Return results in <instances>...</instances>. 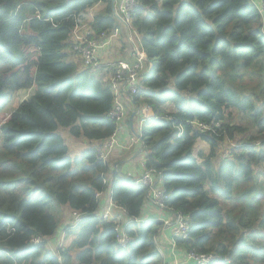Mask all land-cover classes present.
Here are the masks:
<instances>
[{
	"label": "trees",
	"instance_id": "trees-1",
	"mask_svg": "<svg viewBox=\"0 0 264 264\" xmlns=\"http://www.w3.org/2000/svg\"><path fill=\"white\" fill-rule=\"evenodd\" d=\"M137 1L131 26L153 67L133 102L158 115L141 131L142 157L165 205L189 220L176 246L230 261L210 264H264V10L251 0ZM110 2L0 0V264H161L160 221L127 225L122 248L113 224L96 218L106 193L130 218L159 211L147 187L116 175L91 143L114 130L112 92L109 78L78 67L72 30L95 6L93 35L118 25ZM232 109L252 133L230 122ZM81 140L89 144L70 148ZM197 140L206 150L195 156ZM65 210L86 216L64 231L68 245L49 248Z\"/></svg>",
	"mask_w": 264,
	"mask_h": 264
},
{
	"label": "built area",
	"instance_id": "built-area-1",
	"mask_svg": "<svg viewBox=\"0 0 264 264\" xmlns=\"http://www.w3.org/2000/svg\"><path fill=\"white\" fill-rule=\"evenodd\" d=\"M256 5L259 11L264 10V0H251ZM139 6L137 0H116L115 10L119 17L117 19L118 25L115 27L102 31L98 35H93V31H80V26L73 28V51L79 57L81 64L89 69L104 67L108 70L109 85L112 92V104L108 111V115L113 119L115 127L109 137L95 143V149L99 160L107 163L108 158L116 148L122 150L132 149L133 145L140 142L137 135L141 136V131L144 125L150 120H156L158 115L154 114L151 109L144 104H136V114L133 118V129L130 131H123L124 124L128 117L125 98L134 97L140 91V81L144 78V63L147 60L144 50L134 41L132 33L137 38L138 35L131 26L132 15ZM121 27H126L129 30L127 36L128 44H130L131 53L130 60L123 58L116 60H107L103 62L101 51L108 49L111 51L115 39L121 35ZM132 30V31H131ZM91 36V37H90ZM90 37V38H89ZM145 73V74H144ZM193 127L200 130L210 129L211 126L191 122ZM182 128L177 127V136L181 135ZM223 157H229V152H225ZM107 177H103L105 184ZM131 185H142L147 187L146 199L148 203H152L159 211L168 212L169 217H162L161 231L163 229H170V241L173 246H176L175 240L177 238H187L190 232V223L187 216L174 212L165 205L167 195L160 183L159 178L151 170L145 168V171L138 176L128 179ZM97 198L104 197V193L99 191L96 193ZM77 211L70 213V220L64 227V231L68 228L76 227L80 220L85 217ZM96 218L111 222L115 232L114 240L116 244L124 248L131 240L127 233V227L140 219L130 218L127 215L126 209L119 203L115 202L110 193H106V200L101 210V213ZM142 220V219H141ZM150 220V219H143ZM128 225V226H127ZM33 243H40L41 239L35 238ZM156 243V238H155ZM45 244L47 245L46 241ZM157 246V245H156ZM158 248V247H157ZM159 250V249H158ZM160 253V251H159ZM185 261L191 264H210L213 262L223 261L229 263V259L220 257L213 253L199 254L194 250L184 252Z\"/></svg>",
	"mask_w": 264,
	"mask_h": 264
},
{
	"label": "crops",
	"instance_id": "crops-1",
	"mask_svg": "<svg viewBox=\"0 0 264 264\" xmlns=\"http://www.w3.org/2000/svg\"><path fill=\"white\" fill-rule=\"evenodd\" d=\"M97 6L91 8L88 10L87 14L85 17H88V20H83V22L80 23V31H83L84 33L87 31H91L90 28V23L92 21V17L97 10ZM123 32V35L119 36V38L115 39L111 51L108 49H103L101 51V57L103 58L104 61L107 60H116V59H126L130 60V53H131V48L130 44H128V39L125 34V28L121 27L120 33ZM147 63V68L151 66V63L145 61ZM78 67L80 68V64L77 61ZM146 73L147 70H144ZM144 73V74H145ZM101 75L102 79H105V76L103 74ZM34 93V88H27V89H20L17 91V102L20 103L21 101L27 99ZM125 104H126V109L128 113V117L126 119V122L123 127V131H130V122H129V117L130 114L133 110L136 109V103L133 102V97L130 98H125ZM5 117V118H4ZM4 117L0 120V123L8 117V114H4ZM77 144L79 145H87L89 144L88 141H76ZM92 144H95L93 141L91 142ZM142 143L139 142L136 145H141ZM264 149V145H263ZM139 148L138 147H133V149L129 150H122L121 148H116L113 151V160L108 164L111 165V169L116 175H120L122 177H125L127 179L134 178L138 176L139 174L143 173L145 171V162L143 157H140L138 153ZM150 205H153L150 202ZM146 216L144 219H150L154 218L155 220L160 221L162 217H169L168 212L163 211V213H159L157 210H152L149 206L145 210ZM149 213V215L147 214ZM153 214V215H151ZM62 220L63 222L61 226H64L67 224L66 222L70 220V213L69 211L65 210V212L62 214ZM139 221H146V220H139ZM161 230V229H160ZM64 235V227L60 228L57 232V234L54 237H49L46 239L47 246L51 248L53 245H60L63 243L64 240L60 241L59 236ZM156 245L160 251L161 254V263L162 264H191L187 263L185 261L184 257V252L179 251L177 246H173L170 241V229H163L159 235L156 237Z\"/></svg>",
	"mask_w": 264,
	"mask_h": 264
},
{
	"label": "rangeland",
	"instance_id": "rangeland-1",
	"mask_svg": "<svg viewBox=\"0 0 264 264\" xmlns=\"http://www.w3.org/2000/svg\"><path fill=\"white\" fill-rule=\"evenodd\" d=\"M85 20H88V17H86ZM90 28H91V25H90ZM127 30H128V29H127ZM91 31H92V29H91ZM131 31H132V30H131ZM73 32H74V31L72 30V39H71L72 41H73V34H74ZM127 33L129 34V30H128L127 32L125 31V34H126V35H127ZM122 35H123V32H121V36H122ZM132 37H133V39H134V41H135L136 37H135V35H134L133 33H132ZM135 42H136V41H135ZM137 44H139V43L137 42ZM130 48H132V47L130 46ZM72 50H73V49H72ZM78 59H79V57L77 58V61H78ZM103 62H104V60H103ZM79 64H80V67L82 66L81 68L84 67V66L81 64L80 59H79ZM89 70H90V71L100 72L99 74H102V73H106V74H108V70H105L104 67H99V68L89 69ZM144 70H148V68H147V63H144ZM107 79H108V75H107V76L105 75V79H104V81H106ZM252 84L255 85L256 82H253ZM109 86H110V85H109ZM261 100H263V99H261ZM230 114H231V120H230L231 123H235V124H237V125H243V126L246 128V134H250V133L253 132L252 124H251V122H250L248 116L241 114V113L238 112L236 109H232L231 112H230ZM1 115H4V113H0V118H1ZM0 120H1V119H0ZM70 142H71V141H70ZM137 144H138V143H137ZM225 144H226V146H224V145L221 146L219 151H223V152H224V150L227 149V145H230V144H228L227 142H225ZM78 145H79V144H77L76 141H75V142L72 143V145H70V148L78 147ZM133 147H138V148H139L138 153H141V154H139V156L142 157V144H141V145H136V144H134ZM133 147H132V149H133ZM228 147H229V146H228ZM199 149H204V150H206V145H205L203 142L197 140V141L195 142L194 146H193V153H194L195 156L197 155V152H198ZM112 155H113V153H112V154L110 155V157L108 158V161H107L106 164H109V163L113 160ZM61 222H63V220H61ZM61 222L59 223V226L62 225ZM57 232H58V229H57ZM57 232H56V233H57ZM72 238H74V236H73ZM59 240H60V241L64 240L63 243H62L63 245H68L69 242H70V240H71V237L68 238V239H66V238H64V235H61V236H59ZM50 250H51L52 252H55V247L52 248V249H50Z\"/></svg>",
	"mask_w": 264,
	"mask_h": 264
},
{
	"label": "water",
	"instance_id": "water-1",
	"mask_svg": "<svg viewBox=\"0 0 264 264\" xmlns=\"http://www.w3.org/2000/svg\"><path fill=\"white\" fill-rule=\"evenodd\" d=\"M115 2H116V0H111V2H110V7H111V11H112V14L114 15V17L116 18V19H119V17H118V15H117V13H116V10H115ZM125 31L127 32L128 30H127V28L125 27ZM127 36H128V33H127ZM153 66L151 65V68H152ZM136 114V110H133L132 112H131V114H130V117H129V122H130V128H131V130L133 129V118H134V115ZM138 136V138L141 140V136L140 135H137ZM142 146H143V143H142ZM162 264V263H161Z\"/></svg>",
	"mask_w": 264,
	"mask_h": 264
},
{
	"label": "clouds",
	"instance_id": "clouds-1",
	"mask_svg": "<svg viewBox=\"0 0 264 264\" xmlns=\"http://www.w3.org/2000/svg\"><path fill=\"white\" fill-rule=\"evenodd\" d=\"M151 65H152V63H151ZM150 69H151V66H150ZM3 122V121H2Z\"/></svg>",
	"mask_w": 264,
	"mask_h": 264
}]
</instances>
